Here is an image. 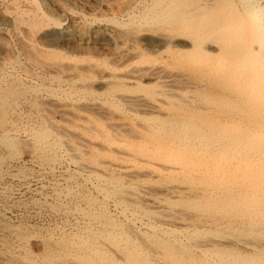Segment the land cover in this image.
Wrapping results in <instances>:
<instances>
[{
  "label": "bare ground",
  "instance_id": "bare-ground-1",
  "mask_svg": "<svg viewBox=\"0 0 264 264\" xmlns=\"http://www.w3.org/2000/svg\"><path fill=\"white\" fill-rule=\"evenodd\" d=\"M141 7H144L141 16H131V20L145 26L136 32L132 30L135 33L130 38L135 41L150 36L152 41L164 44L172 57H177L180 90L177 103L170 100L166 90L169 84L161 80L162 76L155 83L157 93H148L149 98L138 92L126 93L127 90L117 96L131 110L142 106L162 109L167 103L170 111L164 118L153 123L146 121L144 126L133 122L136 114L129 119L123 111L100 101L90 107L109 113V122L103 123L91 115L93 118L86 117V122L75 120L80 131L63 125L52 127L62 133V142L75 156L88 157L87 165L97 178L132 177L144 171L153 175L166 171L172 178L182 172L192 180L196 176L206 188L187 194L206 199V203L196 207L206 213L201 220L207 224L209 238L199 241L195 249L176 237L175 229L170 227L181 216L191 215L186 210L177 211L172 205L170 196L179 192L177 183L159 187L163 196L153 194L152 186H145L149 190L147 195H133V199L127 200L137 205L141 215L154 219L155 224L142 222L141 226L147 228L139 231L116 221L104 210L88 211L86 217L98 227L86 223L89 227L84 232L81 229L45 235L40 257L32 256L28 250L29 229L11 225L0 216V264H153L150 259L155 252L162 253L168 264H264V241L258 239V233L264 232V0H150ZM63 12L73 15L76 11ZM44 14L40 13V19L29 27L23 26L24 16L18 11L10 21L16 40L35 65L57 70L58 55L35 45L36 34L41 33L51 41L90 40L95 36L83 33L76 24L62 27L61 22L52 21L55 25L51 27ZM21 31L29 35V42L21 38ZM110 33H103L104 38L116 41ZM126 36H122L124 40ZM63 63L64 69L79 68L68 61ZM159 68L151 70L152 75H157ZM113 71L110 70L111 76H115ZM131 71L126 69L120 76L134 81L137 77ZM6 80L0 78V144L12 150L16 143L8 113L13 98L22 90ZM138 86L144 88L141 83ZM48 105L47 110H57L66 120L84 116L58 101ZM118 129L142 138L141 144L130 146L128 140L119 137ZM33 137L37 143H47L51 134L40 129L33 132ZM5 160L0 157V171ZM231 228L247 231L255 241L245 238L237 242L229 238L227 231ZM161 233L167 236H160Z\"/></svg>",
  "mask_w": 264,
  "mask_h": 264
},
{
  "label": "rangeland",
  "instance_id": "rangeland-1",
  "mask_svg": "<svg viewBox=\"0 0 264 264\" xmlns=\"http://www.w3.org/2000/svg\"><path fill=\"white\" fill-rule=\"evenodd\" d=\"M127 1L129 2V0H0V78L7 79V82L17 85L16 88L23 92L15 95L13 107L8 113V120L12 128L11 134L16 144L12 150L0 144V157L6 159L4 169L0 171V216L11 225L29 229L27 230L30 231L29 237L31 236V238L29 239L31 240L27 246H29L30 254L34 257H40L42 254V239L45 235L49 236L47 234L51 233L50 235L57 236L61 231L73 233L81 232V229L84 232L89 226L92 227L95 222L86 217L85 214L88 211L104 210L116 221L120 220V223L130 225L139 231L147 228L141 226L142 222L155 224L154 219L141 215L136 209L137 205L127 200L133 199L135 197L133 195L137 197L143 194L147 195L146 192L149 190H145V186H152L153 194L163 196L164 194L158 191L159 187L177 183L179 192L170 196L172 205L177 208V211L186 210L191 215L189 217L181 216L182 218L177 220V224L170 227L175 229L176 237L180 240L183 239L195 249H198L199 241L209 238L207 224L201 220L206 213L196 207L198 204L206 203V199L199 195L190 197L187 194L189 191H193L194 194L197 190L206 188L204 182L196 176L192 180L182 172H177V178H172L166 171H159L155 175L144 171L132 177L123 176L121 178L119 175H115L114 179L108 176L97 178L87 165L89 164L88 157L80 158L77 155L76 157L74 152L68 150L65 143L62 142V133L52 127V124L63 125L72 131H80L75 120L86 122V117L91 115L99 118L103 123L109 122V113L90 107L94 102L100 101L123 111L129 119L136 114L138 117H135L136 121L133 122L138 121L144 126L147 122L153 123L157 118H164L170 111L167 103H164L162 109L142 106L131 110L117 96L127 90L126 93L129 91L131 94L138 92L149 98L148 93H157L155 83L162 76L161 80H165L169 84L166 86V90L167 93H170L168 94L171 97L170 100L177 103V95L180 93L177 57H172L171 53L165 50L164 44L156 40L152 41L150 36L144 37L145 39H135V41L130 38H133V34L137 30L145 26L133 22L131 18L141 16L144 7L140 8V6L149 4L150 0H131V5L126 4ZM63 10H75L76 12L73 15H68ZM17 11L23 14V26L25 27L38 21L40 13H45L44 15L50 20L51 27L55 25L52 21L61 22L62 27L76 24L83 33L93 35L95 38L51 41L41 33L36 34L33 38L35 45L58 55L56 60L60 67L50 71V69L35 65L16 40L15 29L10 18ZM132 30L135 32L133 33ZM105 32H112L110 34L115 35L116 41L105 39L103 36ZM25 33L21 31L19 35L25 42H29V35ZM126 33L130 36H126ZM121 34L126 36V41ZM135 45L138 47L137 50ZM65 61L71 62L79 68L64 69L66 67L62 66ZM168 63L169 66H167ZM157 66L161 67L159 73L152 75L151 70ZM126 69H131V75L137 77L134 81H128L129 79L120 76L125 73ZM135 69H138L139 72H134ZM110 70H114L115 76L110 75ZM138 83L144 85V88H140ZM159 97L156 96V98ZM53 101L69 105L78 114H84V118L66 120L52 107L50 109L53 112H50L49 109L48 111L46 108ZM93 109H95L94 112ZM40 129L50 132L52 138L50 137L49 142L37 143L35 141L33 132ZM118 132L119 137L128 140L130 146L141 144L142 138L136 137L130 131L118 129ZM95 148L100 151V147L96 146ZM177 162L179 163L180 160ZM90 220L92 224H90ZM96 225L98 227L97 223H95ZM227 235L237 242L246 239L250 242L255 241L251 234L243 229H228ZM160 236L167 235L161 233ZM258 239L264 241V232L258 233ZM134 241L137 243L138 239L134 238ZM155 253L154 256L153 254L149 255L153 256L150 259L153 264H168L162 253Z\"/></svg>",
  "mask_w": 264,
  "mask_h": 264
}]
</instances>
